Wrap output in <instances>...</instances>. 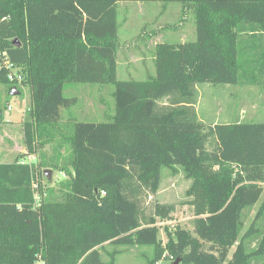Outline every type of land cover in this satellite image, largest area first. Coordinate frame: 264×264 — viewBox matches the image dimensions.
I'll return each instance as SVG.
<instances>
[{
	"label": "trees",
	"instance_id": "16d2710c",
	"mask_svg": "<svg viewBox=\"0 0 264 264\" xmlns=\"http://www.w3.org/2000/svg\"><path fill=\"white\" fill-rule=\"evenodd\" d=\"M120 2L179 3V22L193 14L195 41L157 43L154 76L118 80ZM242 33H264V0H0V84L30 94L25 154L0 163V264H115L118 251L107 246L151 247L148 264L165 252L182 264H264V121L205 126L196 111L198 85L258 87L239 45L254 44L247 55L264 75L261 36ZM6 62L21 84L8 80ZM69 83L112 85L114 113L75 121L56 140L61 110L76 103L63 95ZM28 156L34 161L20 164ZM175 167L192 181L197 217L190 230L165 229L163 247L141 198ZM47 169L68 179L59 201L34 206ZM257 204L244 230V212Z\"/></svg>",
	"mask_w": 264,
	"mask_h": 264
},
{
	"label": "rangeland",
	"instance_id": "374dc122",
	"mask_svg": "<svg viewBox=\"0 0 264 264\" xmlns=\"http://www.w3.org/2000/svg\"><path fill=\"white\" fill-rule=\"evenodd\" d=\"M189 10V9H187ZM186 10V11H187ZM185 11V10H184ZM181 5L179 3H169L164 6L162 3H135V2H120L118 5V42L120 51L117 55V79L121 81H144L149 76L155 74V66L152 60L154 46L151 49L142 51L141 58L132 61L134 57H139L138 52L133 50L135 46L147 45L151 46L153 42H171L183 43L195 41V25L191 11L186 12L184 19L179 22V16L183 15ZM173 25L176 29L167 28L166 26ZM141 27H144V33L139 34ZM180 28V29H179ZM152 30L156 33L150 40L148 35ZM183 31L185 38L180 36ZM257 42V40H256ZM130 46V47H129ZM133 47V48H132ZM129 49H132L129 53ZM241 54L239 56L240 64L243 70L251 79L255 81V86L250 89L237 87L236 91H231L232 97L229 101L235 106L232 113V118H238V109L245 112L241 114V121L248 122L249 117L253 115L255 107H249L248 102L256 97L259 87H264V75L258 74L257 65L253 66L250 52V57L246 50L239 45ZM137 52V53H136ZM137 54V55H136ZM133 58L131 59V57ZM220 85L201 84L198 85V99L196 111L199 119L205 126L211 124H223L233 122L226 119L221 112L223 108L220 106V98L217 95V88ZM247 89L246 97L244 98L243 90ZM262 88L261 90H263ZM114 87L109 84H65L63 95L66 98H75V105L61 110V123L63 132L59 133L55 139L57 140L61 134L70 135L71 125L75 121L83 122H103L109 121L114 113V101L112 97ZM219 90V89H218ZM252 90V91H251ZM259 90V91H261ZM20 94L12 96L11 91L4 84H0V108L1 123H0V163H11L17 157H21L22 150H26L24 144V136L22 130V121L9 125L8 120L28 119V111L30 107V94L25 85L19 86ZM252 92L254 96L252 97ZM255 92V93H254ZM227 98V97H226ZM241 101V104H240ZM256 102V101H255ZM167 101L161 102V105H166ZM252 105V104H251ZM7 106L10 110H7ZM255 106V105H254ZM100 109L99 114L90 115L89 111ZM54 142H49L43 147V150L48 148L53 149ZM50 156L51 150H47ZM17 154V155H16ZM52 177L46 179L39 177L38 194L42 198L49 200H60V195L63 193L59 188V184L68 179L63 172L51 170ZM192 185L191 179H188L182 169L175 167L174 170L162 169L160 184L155 193L145 192L141 198V208L144 216H151L156 222L158 228V237L161 239L164 247L167 238L165 229L173 231L176 227L191 229L192 222L197 217L195 204L197 199L194 196L188 195L187 192ZM264 186V185H263ZM61 192V193H59ZM258 204L251 210L244 212V230L250 224L258 209ZM161 211V212H159ZM106 249L110 252L117 250L115 255V264H148V260L153 257V248L148 246L140 247H118L107 246ZM163 258L156 264H172L175 260L171 255L165 252ZM103 261H108L106 255H102ZM182 264V263H179Z\"/></svg>",
	"mask_w": 264,
	"mask_h": 264
},
{
	"label": "crops",
	"instance_id": "0c3cea01",
	"mask_svg": "<svg viewBox=\"0 0 264 264\" xmlns=\"http://www.w3.org/2000/svg\"><path fill=\"white\" fill-rule=\"evenodd\" d=\"M167 28H171V29H176L177 27L173 26V25H169V26H166ZM144 27H141L140 31H139V34L141 33H144V30L143 29ZM180 29V28H179ZM156 32L154 30H152L148 35L150 36V40L153 39V35L155 34ZM180 36H183V38H185V34L183 31L180 32ZM252 36H261L260 38L258 37L259 39V44L258 45H255L256 48L258 47V50H260L262 52V55H264V33H262L261 35L259 34H254L252 35L251 33H242V34H239V37H243V38H247V39H251ZM159 43V41L157 42H153L151 44L150 47H148L146 44L143 45V46H135V48H133V50L137 51L138 52V55L139 57H134L133 60H131L130 62L132 61H135V60H138V58H141V55H142V51H146L148 49H151L152 46L155 47V45ZM242 46V45H241ZM254 46V44L252 43H249V44H245L243 43V48L246 50H250L252 47ZM130 47V46H129ZM132 49H129V53L131 52ZM119 51H120V45H119V50L117 52V55L119 54ZM136 52V53H137ZM146 54H143L142 56H145ZM133 58V56L131 57V59ZM152 60L154 62V52H153V57H152ZM154 76V75H153ZM149 77H152L149 76ZM148 78V77H147ZM135 81V80H134ZM143 81V80H142ZM104 85V84H103ZM220 88H217V95L220 97L223 95V98H220V106L222 109V113L225 115L226 119L229 120V121H232V120H240L241 119V114L245 113L241 107L238 109V113H239V117L238 118H232V113L234 112L235 110V106L232 102L229 101V98L233 96L234 92L236 91V89H238L237 87H243V88H247V89H250L251 86H246V85H221L219 86ZM264 88V87H262ZM219 89V90H218ZM247 89L243 90V95H244V98L246 97V92L248 91ZM258 90V93H255L256 97L254 98V94L252 92V100L248 102L249 104V107L252 106L253 108L255 107V110L253 111V115L249 117V121H264V89L261 90V89H257ZM261 90V91H259ZM231 91L233 92V94L231 95ZM252 91V90H251ZM227 97V98H226ZM256 101V102H255ZM240 104H241V101H240ZM252 104V105H251ZM255 105V106H254ZM234 108V110H233ZM100 112V109H94V110H91L89 111V114L90 115H96V114H99ZM113 116V115H112ZM111 116V117H112ZM22 117V116H21ZM20 117V119H15V120H8L6 122L9 123V125L13 126L14 124L22 121V118ZM110 117V118H111ZM241 121V120H240ZM227 123V122H226ZM224 123V124H226ZM21 153H25V150H22ZM17 155V154H16ZM4 164V162L2 163ZM67 176V175H66ZM51 177H52V174H51Z\"/></svg>",
	"mask_w": 264,
	"mask_h": 264
},
{
	"label": "built area",
	"instance_id": "2783aa9c",
	"mask_svg": "<svg viewBox=\"0 0 264 264\" xmlns=\"http://www.w3.org/2000/svg\"><path fill=\"white\" fill-rule=\"evenodd\" d=\"M6 70H8L7 78L10 82H16L17 84H21L23 80V74L20 72V70L16 67H14L10 63L4 64ZM7 110H10V107L7 106ZM34 161V157L28 156L27 160H20V164H28L30 162ZM33 188L37 190V185L34 184ZM41 197L39 196L38 192L36 191L34 195V206H37L40 202ZM34 264H44L40 257H37V260L34 262Z\"/></svg>",
	"mask_w": 264,
	"mask_h": 264
},
{
	"label": "water",
	"instance_id": "95a60500",
	"mask_svg": "<svg viewBox=\"0 0 264 264\" xmlns=\"http://www.w3.org/2000/svg\"><path fill=\"white\" fill-rule=\"evenodd\" d=\"M11 95L12 96H18L19 95V92L17 91L16 88H13L12 91H11ZM44 176L46 177V179H50L51 177V170L47 169L43 172ZM180 263V260L179 259H176L172 262V264H179Z\"/></svg>",
	"mask_w": 264,
	"mask_h": 264
}]
</instances>
